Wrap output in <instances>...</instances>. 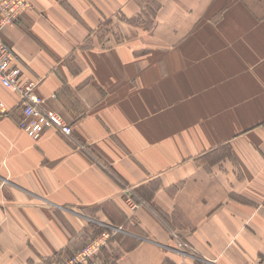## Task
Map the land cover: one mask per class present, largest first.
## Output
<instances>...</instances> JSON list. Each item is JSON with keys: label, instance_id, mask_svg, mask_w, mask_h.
Here are the masks:
<instances>
[{"label": "crops", "instance_id": "crops-1", "mask_svg": "<svg viewBox=\"0 0 264 264\" xmlns=\"http://www.w3.org/2000/svg\"><path fill=\"white\" fill-rule=\"evenodd\" d=\"M29 2L1 38L72 133L30 138L0 87V264L62 261L109 222L102 264H264V7L156 0L136 53L92 35L134 36L135 0Z\"/></svg>", "mask_w": 264, "mask_h": 264}, {"label": "built area", "instance_id": "built-area-1", "mask_svg": "<svg viewBox=\"0 0 264 264\" xmlns=\"http://www.w3.org/2000/svg\"><path fill=\"white\" fill-rule=\"evenodd\" d=\"M30 0H0V87L18 96L21 112L20 127L32 139H38L45 129L57 126L65 135L72 130L59 117L43 109V98L38 95L37 87L30 81L21 79V70L13 64L14 56L9 46L1 38V30L7 24H13L21 11L29 8ZM6 113L5 103L0 99V118ZM109 237L98 246L90 248L91 240L69 258L51 264H90L98 256L102 246L116 234L109 230ZM97 258V257H96Z\"/></svg>", "mask_w": 264, "mask_h": 264}, {"label": "rangeland", "instance_id": "rangeland-1", "mask_svg": "<svg viewBox=\"0 0 264 264\" xmlns=\"http://www.w3.org/2000/svg\"><path fill=\"white\" fill-rule=\"evenodd\" d=\"M246 2H243L244 5L247 6V8H257V9H260V8H263L264 7V0H245ZM135 2L140 5L141 7V11L140 13L137 15L136 18L134 19H131V20H127L129 22L130 25H134L136 26L137 28H139L140 30L138 31H135L134 33V36L132 37H129V38H124V39H120V38H116L114 35H111L108 37V35L105 32V28H102L101 30H99V32L96 34V33H93L92 35L96 36L98 38V43L99 45L103 48V46L105 48L103 49H107V48H115V47H121L120 50L122 48H126L125 46L126 45H129V48L130 49H135L137 46H138V43L141 42V41H153L155 40L151 33H152V30L155 26V15H156V12H157V9H158V3L156 2V0H135ZM30 4V2H29ZM222 9V8H220ZM218 18L219 16H207V17H204L201 22H199V33L198 34H190L189 36L183 38L185 40H202V37H201V34L204 32L205 33V27L204 29H202V26H205L207 25V23H211V24H216L218 23ZM17 20V19H16ZM119 21H122V20H119ZM16 22V21H15ZM117 22V21H116ZM123 22V21H122ZM181 39V41L183 40ZM123 44V45H122ZM8 45V44H7ZM184 46V45H183ZM93 47V45H85L83 46V49H91ZM10 48V47H9ZM11 49V48H10ZM12 53H13V50L11 49ZM136 53H137V50H134ZM185 51L187 52H190L191 55L192 53H196V55H201V49L199 48H194V49H185ZM145 54L147 55H156L155 52H149V51H146ZM180 55V54H179ZM13 56H14V53H13ZM14 59H15V56H14ZM15 62V60H13ZM15 64V63H14ZM16 66V65H15ZM18 67V66H16ZM19 68V67H18ZM21 70V69H20ZM33 84H35V87H37V82H33ZM39 96H41L40 94H38ZM42 97V96H41ZM44 100V99H43ZM44 109V108H43ZM7 113V112H6ZM5 113V114H6ZM4 114V115H5ZM1 119V118H0ZM21 121V120H20ZM20 121H19V125H20ZM56 128H58L60 130L59 127L55 126ZM71 127V126H70ZM72 130V129H71ZM61 132V130H60ZM62 133V132H61ZM63 134V133H62ZM65 135V134H64ZM66 136H70V135H66ZM127 191V188L126 190ZM128 196V195H127ZM130 202V200H129ZM136 207V206H134ZM109 222V221H108ZM109 230H112V231H115L116 234L114 236H112L109 241L106 243L108 244L109 242L111 241H119V236L122 235V234H126V232L124 231V228L123 226L121 225H112V223H105L104 225H99V227L97 228V231L94 235V237L91 239L93 241V244L90 248H93V247H96L98 246L101 242H103L102 240L104 238H108L109 237ZM100 232V233H99ZM99 233V234H98ZM175 235V234H174ZM176 236V235H175ZM177 240H176V239ZM174 240H176L175 243H177L175 246V251L176 253L178 254H182V255H190L191 257L195 258V256H193V250H191L184 242L180 241L178 239V237H175ZM90 240V241H91ZM89 241V242H90ZM87 244V243H86ZM85 244V245H86ZM84 245V246H85ZM109 245V246H108ZM107 246L108 247H105L102 249V254H104V252L106 251L107 253H109V250L111 249H108L110 248V245L111 244H108ZM103 247V246H102ZM107 248V249H106ZM112 252V251H111ZM97 256H95L93 259V261L91 262V264H102L101 262H98L97 261ZM197 260V259H196ZM197 264H205L204 262H201L199 259L197 260Z\"/></svg>", "mask_w": 264, "mask_h": 264}, {"label": "trees", "instance_id": "trees-1", "mask_svg": "<svg viewBox=\"0 0 264 264\" xmlns=\"http://www.w3.org/2000/svg\"><path fill=\"white\" fill-rule=\"evenodd\" d=\"M99 233H100V232H99ZM99 233H98V234H99ZM91 239H92V238H91ZM103 248H104V247H102V248L100 249V252L102 251Z\"/></svg>", "mask_w": 264, "mask_h": 264}, {"label": "bare ground", "instance_id": "bare-ground-1", "mask_svg": "<svg viewBox=\"0 0 264 264\" xmlns=\"http://www.w3.org/2000/svg\"><path fill=\"white\" fill-rule=\"evenodd\" d=\"M31 138V137H30Z\"/></svg>", "mask_w": 264, "mask_h": 264}]
</instances>
